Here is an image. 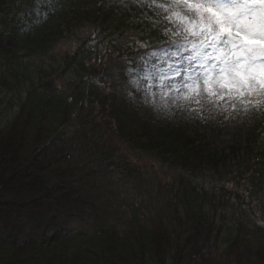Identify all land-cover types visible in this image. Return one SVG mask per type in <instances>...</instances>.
Returning <instances> with one entry per match:
<instances>
[{"label":"trees","instance_id":"obj_1","mask_svg":"<svg viewBox=\"0 0 264 264\" xmlns=\"http://www.w3.org/2000/svg\"><path fill=\"white\" fill-rule=\"evenodd\" d=\"M35 1L0 0V25L13 27L32 56L52 54L59 40L75 35L81 21L94 32L80 40L55 74L40 67L38 75L49 77L27 88L17 111L0 123V264H264V229L248 238L244 219L252 215L253 203L264 197V119L258 114L252 119L245 156L228 167L227 156L190 136L182 124L159 121L152 129L143 102L133 107L125 100L130 66L136 67L151 49L184 40L182 34L174 35L181 32L175 14L162 18L139 13L132 19L128 11H139L138 4H132L124 8L123 17L112 21L122 2L48 0L47 13L37 16L30 9ZM66 61L76 77L74 84L66 82L60 88L57 82ZM12 79L10 69L0 74L4 86ZM113 80L123 93L112 88ZM118 138L130 151L156 156L195 176L206 170L218 174L224 167L218 175L220 188L208 192L201 187L184 205L187 213L201 212L194 240L176 247L173 222L165 221L162 210L146 221L135 214L131 224L121 228L98 209L101 190L106 188L99 180L111 177L108 170ZM120 164L129 166L128 175L136 174L128 157H122ZM175 195L182 203V193ZM51 203L56 211L46 207ZM235 206L246 209L243 218L232 227L220 224L222 209ZM83 220L92 222L91 235H86L87 229L73 235L65 228L71 221ZM221 239L226 245L214 254Z\"/></svg>","mask_w":264,"mask_h":264},{"label":"rangeland","instance_id":"obj_2","mask_svg":"<svg viewBox=\"0 0 264 264\" xmlns=\"http://www.w3.org/2000/svg\"><path fill=\"white\" fill-rule=\"evenodd\" d=\"M115 1L123 4L121 5L122 10L118 9L116 11L118 14H114L111 18L112 21L121 16L123 17L125 15L123 13L124 8H129L132 4H138L135 9H139L137 12L134 9L128 11L127 17L129 16L132 19H137L140 16L139 13L142 16L154 14L157 17L168 18L170 14H175L176 11H181L182 14L183 11H186L184 6L172 4V0H142L139 3L136 0ZM47 2L48 0H36L30 9L37 16H44L47 13L45 7ZM21 15L18 20H22ZM80 23L75 26V35L64 36L57 42L53 53L46 55V57L41 55L32 56L31 52L20 43L16 34L11 31L13 27L0 25V74L10 69L13 79L17 78V80L12 79L8 82L7 86L0 83V123L7 122L10 112L17 111L22 98L28 93L27 88L38 85L43 79L49 77L38 75L40 67H48L47 69L55 74L56 71L63 68V60L76 50L80 40L88 39V34L94 32L92 26L82 25L84 24L83 21ZM27 26L26 23L22 29L25 31ZM97 36L99 39L103 38L102 33L99 31H97ZM185 54L195 55L191 45L186 49ZM67 63L66 61L61 79L57 82L60 88L65 87L66 82L73 83L75 81L76 75L67 68ZM137 67H141L140 64ZM14 74H17V77ZM49 75L52 76L53 74L50 73ZM112 84L114 90L122 92L117 80H113ZM112 84H109V86ZM124 87L127 90L122 93L127 103L133 107H136L140 101L145 103L146 119L152 129H155V125L159 121L180 123L190 136L197 137L204 144H208L210 150L218 153L219 156H227L228 167L236 166L239 159L245 156L244 148L247 146V139L254 127L252 119L256 118V114L264 119L262 117L264 114V101L253 106H244L237 103L233 108L230 103L221 101L217 104L209 100L206 94L195 96L187 89L183 91H178L175 88L158 90L146 97L136 91L132 83ZM10 109L12 111H9ZM109 136L107 134L105 139L108 140ZM110 138L113 139V137ZM113 146L116 147V156L108 170L111 177L99 180L106 188L101 190L102 195L99 199L101 200L99 203L101 207L96 205L98 209L105 210L104 214H109L112 221L121 228L131 224L129 221L133 220L135 214L140 215L141 221H146L151 219L157 210H162L166 213L165 221L172 220L173 222L171 232L174 234L176 247L194 240L200 228L201 212L193 210L187 213L184 210V205H188L196 190H200L201 187H204L205 191L208 192L220 188L222 181L218 179V175L222 174L224 167H219L218 174L215 171L206 170L199 176H195L170 163H162L161 159L156 156L130 151L124 147L119 138ZM234 149L237 152L233 153ZM122 157L129 158L134 168L131 170H133V173L136 171L137 175H128L129 166L120 164ZM232 187L233 185H230V188ZM160 189L163 191L161 192ZM176 192L182 193V203L177 201ZM94 203L92 202L91 205L95 206ZM46 207L52 211L57 210L56 205L53 203ZM178 208L179 213L174 214ZM252 208V215L244 217L248 226V238L254 237L256 229H264V197L257 199ZM245 210L244 207L239 209L237 206L222 209L218 215L219 223L232 227L234 222L239 218H243L241 213L245 215ZM91 225L92 222L84 220L81 222L71 221L65 228L73 235H76L82 229H87L89 232L86 235H91L92 231L88 229ZM224 234H227L226 231H224ZM224 245L226 243L221 239L217 246L213 248L214 254L215 252L219 254V249H223ZM218 254L216 253V257H219Z\"/></svg>","mask_w":264,"mask_h":264},{"label":"snow or ice","instance_id":"obj_3","mask_svg":"<svg viewBox=\"0 0 264 264\" xmlns=\"http://www.w3.org/2000/svg\"><path fill=\"white\" fill-rule=\"evenodd\" d=\"M172 4L186 9L175 12L181 32L174 35L184 40L151 49L139 58L141 67L130 66L135 90L147 97L158 90L187 89L233 108L264 101V0ZM189 45L194 56L185 54Z\"/></svg>","mask_w":264,"mask_h":264}]
</instances>
